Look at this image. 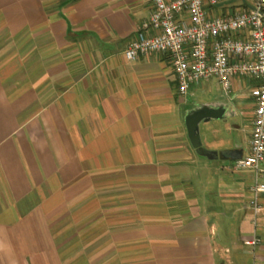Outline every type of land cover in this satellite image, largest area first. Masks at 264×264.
I'll use <instances>...</instances> for the list:
<instances>
[{"label":"crops","instance_id":"obj_1","mask_svg":"<svg viewBox=\"0 0 264 264\" xmlns=\"http://www.w3.org/2000/svg\"><path fill=\"white\" fill-rule=\"evenodd\" d=\"M151 11L0 0V264H264L256 173L222 154L249 153L256 81L227 94L212 78L182 96L168 55L125 57Z\"/></svg>","mask_w":264,"mask_h":264},{"label":"built area","instance_id":"obj_2","mask_svg":"<svg viewBox=\"0 0 264 264\" xmlns=\"http://www.w3.org/2000/svg\"><path fill=\"white\" fill-rule=\"evenodd\" d=\"M219 0H152V11L125 49V57L168 55L182 96L192 85L216 78L225 93L236 79L255 80L249 94L254 117L249 153L234 160L233 169H250L257 179L248 206L255 224L264 216V0H254L232 13L216 15ZM257 234L245 241L256 246Z\"/></svg>","mask_w":264,"mask_h":264},{"label":"water","instance_id":"obj_3","mask_svg":"<svg viewBox=\"0 0 264 264\" xmlns=\"http://www.w3.org/2000/svg\"><path fill=\"white\" fill-rule=\"evenodd\" d=\"M200 119V111H194L192 115L187 119V128L189 132L190 139L193 143V146L201 150V142H200V135L198 131V121ZM215 154H217L215 152ZM223 155H225L228 158L231 159H238L242 157L243 152L238 150H226L222 152Z\"/></svg>","mask_w":264,"mask_h":264}]
</instances>
